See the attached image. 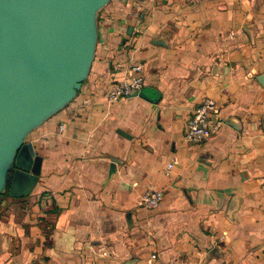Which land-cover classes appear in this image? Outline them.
I'll return each instance as SVG.
<instances>
[{
    "label": "crops",
    "instance_id": "1",
    "mask_svg": "<svg viewBox=\"0 0 264 264\" xmlns=\"http://www.w3.org/2000/svg\"><path fill=\"white\" fill-rule=\"evenodd\" d=\"M97 23L76 99L27 138L41 174L3 202L0 264H264V0H111ZM137 65L154 101L111 102ZM207 100L220 126L189 143Z\"/></svg>",
    "mask_w": 264,
    "mask_h": 264
},
{
    "label": "water",
    "instance_id": "2",
    "mask_svg": "<svg viewBox=\"0 0 264 264\" xmlns=\"http://www.w3.org/2000/svg\"><path fill=\"white\" fill-rule=\"evenodd\" d=\"M110 1L0 0V204L6 192L27 197L37 184L43 159L27 138L76 99ZM257 80L264 87V74ZM135 96L154 101L144 89Z\"/></svg>",
    "mask_w": 264,
    "mask_h": 264
},
{
    "label": "built area",
    "instance_id": "3",
    "mask_svg": "<svg viewBox=\"0 0 264 264\" xmlns=\"http://www.w3.org/2000/svg\"><path fill=\"white\" fill-rule=\"evenodd\" d=\"M132 72L133 77L113 85L109 93V100L111 102L117 103L127 100L143 90L145 83L142 76V65L134 66ZM219 113L220 109L213 100H207L198 107L187 122L185 135L186 141L189 143L201 144L210 139L220 126V124L212 123L211 116ZM64 130L65 126L61 125L58 129V133H63ZM173 166V164H170L167 170L170 171ZM163 200V191L149 188L141 197L138 205L148 209H155L162 204ZM153 258L155 259L156 256H153Z\"/></svg>",
    "mask_w": 264,
    "mask_h": 264
},
{
    "label": "rangeland",
    "instance_id": "4",
    "mask_svg": "<svg viewBox=\"0 0 264 264\" xmlns=\"http://www.w3.org/2000/svg\"><path fill=\"white\" fill-rule=\"evenodd\" d=\"M8 196H9L8 194H5V195H4V197H3V199H2V205L0 206V212H1V210H2L3 202H4V200H5Z\"/></svg>",
    "mask_w": 264,
    "mask_h": 264
},
{
    "label": "trees",
    "instance_id": "5",
    "mask_svg": "<svg viewBox=\"0 0 264 264\" xmlns=\"http://www.w3.org/2000/svg\"><path fill=\"white\" fill-rule=\"evenodd\" d=\"M5 194H8V195H9L8 192H6ZM5 194H4V195H5ZM4 195L1 197V204H0V206L2 205V199H3Z\"/></svg>",
    "mask_w": 264,
    "mask_h": 264
}]
</instances>
